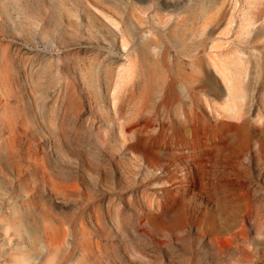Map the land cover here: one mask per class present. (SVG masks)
<instances>
[{
  "label": "rangeland",
  "instance_id": "obj_1",
  "mask_svg": "<svg viewBox=\"0 0 264 264\" xmlns=\"http://www.w3.org/2000/svg\"><path fill=\"white\" fill-rule=\"evenodd\" d=\"M2 52L29 111L24 137L69 186L79 181L58 191L64 204L44 200L69 217L93 200L85 221L103 239L102 264H264V202L220 218L215 201L264 187V0H0ZM231 83L246 94L235 116ZM243 126L253 137L240 147L229 134ZM236 246L249 252L243 263Z\"/></svg>",
  "mask_w": 264,
  "mask_h": 264
},
{
  "label": "bare ground",
  "instance_id": "obj_2",
  "mask_svg": "<svg viewBox=\"0 0 264 264\" xmlns=\"http://www.w3.org/2000/svg\"><path fill=\"white\" fill-rule=\"evenodd\" d=\"M128 60L130 61L128 62L131 63V60L130 59ZM12 66H13V63L11 61L10 56L3 52L0 53V264H71L73 261L75 262V260L79 261V263H76V264H86L85 262L86 260L84 258L88 259V261L89 260L91 261L89 264H102L99 256L102 254L101 247L103 246L102 245L103 239L100 237L92 236L91 234H90L91 236H89L87 233V227H86L87 222L85 221L90 216L88 207H89V204L93 202V200L87 197L84 200L83 204L79 205L76 208L77 210L75 214L70 217L64 213L62 215L56 214L46 204V201L44 200V196L46 194L47 196L50 197V199L53 200L54 203H57L58 205L64 204L63 200L61 199L62 194L59 196L58 191H63L67 188H70V186L73 185L71 184V182H73L74 179L73 180L71 179L72 181L70 180L71 182L69 186L67 179H64L56 171L52 170L49 164V159H47L48 156L47 157L45 156L47 153L46 154L42 153L41 149L38 146L33 145L31 143L32 140L31 141L29 140L30 137L28 138L24 137L25 135H23L24 134L23 132L28 130L27 121L29 117L28 116L29 111L27 115H23L24 112H21V109L15 100L16 98L15 99L13 98L15 87H14L12 72H11ZM38 76H40V74H38ZM20 81L22 82L21 79ZM26 91L29 97H32L34 95L32 89L28 88L27 86H26ZM230 91L232 94L233 101L228 102L226 108L234 114L233 116H235V114L237 113L236 111L238 107L237 106L238 102L242 100L246 94H245L244 89L241 86H238L234 83L230 84ZM20 94H22L21 91H20ZM21 96H23V94ZM25 104H28V103H25ZM67 105L68 104H66V107ZM39 107H40V104H39ZM59 117L60 116H58L57 118L58 119L57 122L60 119ZM207 120L205 118L204 122ZM43 121H44L43 124L45 128L46 129L49 128L50 126L49 124H47V120L44 119ZM97 124L95 126H97ZM224 125L225 124H223V126ZM235 125L237 126V124ZM244 126L241 132L240 131L236 132L233 130H232L233 132L229 131L230 132L229 137L231 136L235 142H238L240 147L247 146L249 140L253 137V134H252L253 132H251L247 127H244ZM217 130H219V128H217ZM256 136L258 137V140H259V150L262 153H264V129L257 131ZM48 139L46 138V140ZM100 139H101L100 142L102 143L101 145H103V143H105V138H100ZM49 141L50 140H48V142ZM35 144H37V142ZM50 147L51 145L49 146V149ZM101 148L103 147L101 146ZM43 151H44V148H43ZM52 153H51V156H52ZM74 163L77 164L76 162ZM57 164L58 163H56V165ZM148 166L149 165H147V167ZM68 167H71V166H68ZM195 167H197L198 176L200 177V181L202 182V185H203L205 182L203 181V174H204L205 166L203 163H199L198 166L195 165ZM64 169H67V168L65 167ZM189 170H190L189 173L193 172L191 168ZM180 171L182 174L186 173V169L183 167L180 168ZM43 180H46L48 182L47 188L46 187L42 188L39 186L38 183ZM78 182H76V184L74 185L75 186L78 185ZM244 188L245 189L242 192L248 196L245 202L238 201L239 202L238 203L237 201H233L231 197H227V196L225 197L217 196V198H215L214 197L215 194L214 195L212 194V196L215 198V201H216V208L219 209L218 216H220V218L226 213V211H224V208H240L241 207L244 210L246 209L245 211L247 214H250L255 205L260 204L261 202H264V187L262 186H260L259 188L256 187L257 189H253L252 191L249 189V187H244ZM81 193H85V192H81ZM66 195H64V197L67 198L68 196ZM73 197L69 196V198H73ZM79 203H81V201ZM120 207H117V208H120ZM122 209L124 208L122 207ZM244 217L245 215H240V218L242 220L244 219ZM240 222L242 224V221ZM208 223L211 229L215 227L213 225L214 224L213 219H210ZM182 225H183L182 222L175 223L172 227H169L168 230L171 232L174 229L181 227ZM262 228H264V223H263ZM150 229L152 232L157 231L156 230L157 226L153 224L152 227H150ZM203 231L204 229L200 227L198 228L197 233H202ZM216 234L217 233L213 231L210 234H208L209 235L208 238H210L213 241L214 245L218 249L225 248L226 245L222 243L221 241H219L220 238L217 237ZM236 238L237 236L234 235V239ZM36 244H39V249H35ZM66 246H68V248ZM237 249L239 250L238 262L239 263L245 262L250 256L249 252H247L244 248L238 247ZM129 260L132 262H136L130 256H129ZM136 263L141 264L139 262H136ZM190 264H194L193 260L190 261Z\"/></svg>",
  "mask_w": 264,
  "mask_h": 264
}]
</instances>
